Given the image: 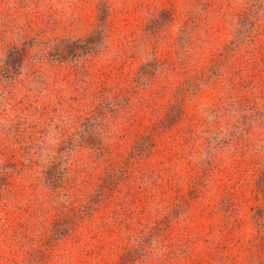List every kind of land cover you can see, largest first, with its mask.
I'll return each mask as SVG.
<instances>
[{
  "label": "rangeland",
  "instance_id": "obj_1",
  "mask_svg": "<svg viewBox=\"0 0 264 264\" xmlns=\"http://www.w3.org/2000/svg\"><path fill=\"white\" fill-rule=\"evenodd\" d=\"M0 264H264V0H0Z\"/></svg>",
  "mask_w": 264,
  "mask_h": 264
},
{
  "label": "trees",
  "instance_id": "obj_2",
  "mask_svg": "<svg viewBox=\"0 0 264 264\" xmlns=\"http://www.w3.org/2000/svg\"><path fill=\"white\" fill-rule=\"evenodd\" d=\"M90 38V37H89ZM86 40H88V38H86ZM76 42H80V40H77ZM18 52L16 50H9L7 55H6V59H5V72H8V70H12L14 71L16 69V67L18 66L20 60H19V56H17ZM10 73V72H8ZM9 76V74H8Z\"/></svg>",
  "mask_w": 264,
  "mask_h": 264
}]
</instances>
